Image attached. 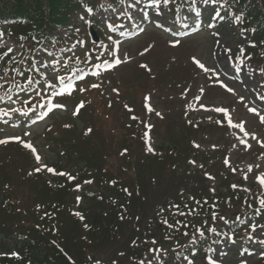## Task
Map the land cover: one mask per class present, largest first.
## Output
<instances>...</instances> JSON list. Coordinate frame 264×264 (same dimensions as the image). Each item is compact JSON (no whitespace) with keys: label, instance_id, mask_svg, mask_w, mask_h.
<instances>
[{"label":"rangeland","instance_id":"374dc122","mask_svg":"<svg viewBox=\"0 0 264 264\" xmlns=\"http://www.w3.org/2000/svg\"><path fill=\"white\" fill-rule=\"evenodd\" d=\"M155 5L158 6V3ZM155 5L150 0L146 1L143 4L137 23H139L141 16H143L144 23L148 14H150L148 19L152 21L156 17L160 18V14H163L164 17L161 20L166 21L165 24L171 23V26L174 27L177 17L169 14L166 10L165 13H161L158 9L149 11L151 8H155ZM214 8L216 7L204 2L198 14L209 18L215 13ZM145 12L147 15H145ZM102 17L105 18L106 16ZM110 17L112 18V16ZM216 17L218 18V15ZM115 19H118V13H116ZM189 19L190 17L186 16L183 22ZM160 36L148 33L138 43L133 45L130 48L133 60L124 67L125 69L123 68L124 70L117 75L116 79L117 82L120 81L121 83H123V79L128 81V86L130 84L142 86V94L151 93L146 102V104L152 107L148 121L143 123L141 127L135 128L134 132L137 131V133H140L142 129V133H144L146 129V137L149 142L153 143L152 147H155L158 151L162 149V151L157 152L158 154L155 155V158L159 160L167 159L168 163L167 168L169 172L163 170L164 173L158 167V161L156 159L151 158L148 166L143 165L141 174L143 179L141 184L144 190L140 195L141 205L139 207L150 209L154 205L164 202L165 199L173 198V193L179 189L182 188L184 191L186 189L185 186L189 187L187 190V193L189 192L188 194H191L190 191L193 187L199 189L198 184H200V181L196 176H193L191 182L188 184L180 183L177 179V176L186 167H190L191 170H201L204 168H201L202 158L199 153L193 149H189L192 136L200 143L201 150L211 152L216 147L222 149L230 147L231 149L228 152V157H225L224 151L220 150H217L218 152L213 157H209L206 161L207 163H205V165L208 164V169L203 174L206 180L205 183L208 184L213 198H221L220 200L225 207L222 210L207 213L201 219L199 218L197 224L195 223L192 226L189 224L192 220L189 217L192 216L187 215L188 222H182L176 228L170 229L168 224H173V221L166 219L168 224L163 225L165 224L164 222L162 224L159 223L158 226L160 225V229H153L156 232L165 229L163 234L155 239L153 245L165 250L161 251L162 253H169L172 252V249L182 247L187 242L189 236L192 235L195 228H202L205 230V233H210L207 229L212 227L219 229L222 227L218 223L222 222L220 217H225L226 219L228 218L227 215L249 207L250 204H242V209L240 204L233 203V201H236L235 194H237V191L248 194L250 188H253L255 203L258 205L260 200H262L260 196L264 194V184L260 183V179L264 177V157L253 161L251 160V156H247V154H249L248 151L252 148L261 146V143H264V122H261L260 116L248 110L249 108H256L261 115H264V99H261V97H264L262 94L264 85L262 84L263 76L258 71L257 63L250 60L251 58H247L244 52L251 42V35L246 30L233 29L229 25L221 26L220 29L214 30L211 26H208L198 38L184 41L181 44L171 43L169 37L166 35ZM1 42H3V38H0ZM6 45L8 46V43ZM130 45V43L127 45L122 43L121 52ZM9 48L15 54L20 51L19 45L10 44ZM109 48L113 49L114 47ZM86 49L89 51V47ZM227 49H231V52H227ZM50 51L52 57L59 55L55 48H51ZM90 51L86 54H91ZM107 52L110 53V50H107ZM114 53L120 56V50ZM122 56L124 66L128 59L126 60L125 52L122 53ZM229 56H231V60L228 59ZM193 57L203 63L207 68L215 69L216 73L219 74L218 80L211 72H205L201 68V71H199V67L194 63ZM52 61H48V64L44 63L48 67H44L40 63L38 67L41 70L48 68L50 72H53L51 68L54 67L56 69L57 67L52 64ZM3 70V67H0V76L2 77L4 76ZM54 75V73L51 74L52 77ZM74 76L76 77L77 74ZM219 81H223L224 84L233 88L234 93H225L217 88L220 84ZM112 83L115 84L114 82ZM107 94L110 95V92L107 91ZM139 102L141 101H138V105L140 106ZM106 105L104 114H108L112 119L110 122H102L103 117L96 120V125L101 123L102 130L101 133L95 134V139H89L91 143L86 142V137L82 133L84 128L89 126V124L85 123L84 127L80 125L81 128H75L73 126L67 128L62 114L59 115L61 119H57L58 121L56 120L57 122L53 125V127L56 125L55 130L62 129L63 137L58 142H63L62 144H75L78 147L76 148L73 145L65 154L64 152L59 153V150H51L53 152L52 154L49 146H47V144L51 143L43 137L44 130L55 121L57 115L50 121L35 128L36 131L34 132L36 133H32V135L31 133H24L25 138H33V141L38 144L37 149L41 152L39 163L41 165L43 163L56 165L54 158L57 157L56 161L58 162H67V158L70 157L72 161L67 163L66 167L68 168L65 169L70 173H74L78 170L80 163L86 168V165L83 163L84 158H86L85 154L83 155L84 152L87 155H91L94 160H98V155H109L112 162L110 165H115L118 162L116 158L119 156V139L115 129L117 126L124 127L119 122L123 106L129 111L130 115L135 114L134 102L126 94L121 98L120 102L113 100L112 107L109 104ZM139 106L136 107L140 114L142 109ZM218 107L228 109L233 123L243 124L244 131L249 133V135L245 136L244 132L239 128L229 127V129H226L225 127L217 128L213 126L214 122L219 121L220 123V121H223V117H220L222 113L212 110ZM187 108H192L194 112ZM94 110L96 113L97 110L95 108ZM71 119L75 120L74 118ZM184 121L190 125L196 121L198 122L197 124H201L205 129L199 132L192 131L184 125ZM77 125L79 124L77 123ZM147 131L149 132L148 134ZM253 135H255L256 139L252 138ZM241 139L247 141L251 147H245L243 143L239 142ZM122 141L125 142L126 139ZM175 142H178L177 148H180L181 151L178 157L175 154L171 155V153H167L168 147L173 146ZM18 143L23 144L21 142ZM194 147L197 148V145H194ZM19 148V146L14 145L8 148H0V199L8 200L13 207L11 208L10 205L0 201V221H6L4 214L5 210H7L8 213H12L8 216L9 220L17 221V224H20V226L24 225L27 228H32L36 223L34 215L37 216L38 213L37 208L33 205V196L29 188L31 185L29 183L26 184L24 179L26 169L23 165H20V160L13 161V157L20 156L22 159L24 158ZM189 157L191 158L190 161L188 160ZM135 161L134 159L132 160V167L135 165ZM193 161L195 163H192ZM259 165L261 168H258ZM56 166L57 168L59 167L58 165ZM174 170H177V176ZM201 171L203 173V170ZM81 180L82 178L80 180L77 179L76 184H84V181ZM233 181L236 185L235 188L231 187ZM136 183L138 184V182ZM191 183L197 185L191 186ZM257 186H259L260 190L256 195L258 190L256 188ZM6 189H9L10 196L13 197L12 199L8 198ZM22 191L25 193L23 194ZM244 194H241V196ZM180 196L183 197L184 194L181 193ZM229 199H231V202H229ZM191 201L189 196L183 198L184 203ZM231 203L233 204V208L228 206ZM83 205H86L85 199L83 200ZM180 211L183 210L180 209ZM213 214L216 216L215 219L212 218ZM177 216L183 217L179 214L175 215V217ZM185 216L182 218L183 220H185ZM148 217L151 219L155 216L149 212ZM128 221L129 218H127ZM184 223L188 224L187 228L183 227ZM13 224L12 222H7V227L10 228ZM0 227H2L1 224ZM4 230L0 228V231ZM179 232H188L189 235L187 238H184ZM254 233H256L258 239L264 240V229L256 228ZM130 239H133V237ZM125 249L126 247L123 246V249L120 248V251ZM258 251L259 246L257 244L252 246L249 253L243 251L238 243H234L233 246H227V244L218 245L215 246L217 257L212 259L216 261V264H264V258H262L263 256H258ZM94 256L96 264H126L120 252L114 254L111 240L102 243L95 249ZM171 258L172 255L168 256L169 260ZM154 259L158 260L157 257ZM193 262L194 264H209L208 259H205L203 255L198 256L195 260L193 259Z\"/></svg>","mask_w":264,"mask_h":264},{"label":"trees","instance_id":"16d2710c","mask_svg":"<svg viewBox=\"0 0 264 264\" xmlns=\"http://www.w3.org/2000/svg\"><path fill=\"white\" fill-rule=\"evenodd\" d=\"M32 5H36L37 12L40 13L39 18H35L36 23L40 26V28H44L46 25H49L52 22V14L53 12L56 13L57 9L64 6L65 4H68V0H31ZM253 4L255 5V11L258 12V15L256 16V19H259L260 17L264 18V0H251ZM6 3L8 4L9 1L6 0ZM12 4V3H9ZM29 6V4H28ZM64 10L59 11L57 14H63ZM259 30H261L262 33H264V23H261L259 25ZM126 158V157H125ZM123 158L121 160L125 161L126 159ZM140 161V160H139ZM144 161V160H143ZM149 162V160H148ZM105 167V165H103ZM122 169L119 174H116L114 172L107 171V175L109 178L111 177L114 181L117 180L120 186L119 188H112L108 183L105 181H102V175H100L97 178L98 181V188H99V197H102L104 200V205L101 209V200L98 198H95L94 201L98 204V207L100 208V211L95 214H88L86 213L87 220L89 227L91 228L90 234L96 242L100 238H102L107 231H109L111 228H117L118 227V214L125 213V211H128L130 209L129 219L131 220V224L135 225L137 223V217L140 213L139 207V198L135 194V192L130 193L128 195L124 191V187H129L132 185H136V171L134 168L129 167L125 162L121 166ZM140 168V167H139ZM123 169L127 171H123ZM140 172V169H139ZM135 174V175H134ZM107 176V177H108ZM121 180V181H120ZM46 183V182H45ZM55 187L47 186L46 184L44 190L47 191L46 197H41L45 202V208H47V211L52 212L51 214L52 218H50V222L48 225H55L58 228V231L62 232L63 240L68 245H71L73 243L77 236L76 231L80 230V223L77 220H73V218L70 215V212L67 211L69 207V201H66V198L68 197L69 193L67 191V182H59L56 180ZM43 190V191H44ZM50 202L47 198H50ZM87 212V210H85ZM141 228L137 232V236L143 235L140 233ZM136 233V229L132 226L131 230H129V234ZM44 231H37V238L33 239L31 248L34 247V244H36L39 240L44 237ZM25 246V245H23ZM29 247V246H28ZM27 248V247H26ZM24 248V250H26ZM60 250L58 248H55V252L53 250L50 251L51 257L49 254L45 253V251L41 248H35L32 252L27 251V256L31 258V261L28 263L31 264H54L59 263L62 264L63 262H66L64 259V256L59 252ZM27 259V258H26ZM27 261V260H25Z\"/></svg>","mask_w":264,"mask_h":264},{"label":"snow or ice","instance_id":"6c2138e0","mask_svg":"<svg viewBox=\"0 0 264 264\" xmlns=\"http://www.w3.org/2000/svg\"><path fill=\"white\" fill-rule=\"evenodd\" d=\"M151 2H152L153 4H156V3L158 2V0H151ZM163 2H164L165 4H167V3L169 2V0H163ZM205 2H206V3H208V2L215 3L216 0H205ZM88 11H91V9H88ZM145 15H147L146 12H145ZM217 15H219V13H217ZM113 30H114V29H113ZM2 36H3V33H0V38H2ZM109 39H111V37H109ZM174 43H175V44H178L179 41H176V42H174ZM110 50H111V49H110ZM11 51H12V49L9 48V49H8V52H11ZM226 51H227V52H231V49H227ZM8 52H5L4 55L7 56V55H8ZM49 55L51 56L52 53H49ZM228 59L231 60V56H229ZM193 61H194V63L197 64V66H198L199 68L203 69L205 72H211V73H213V76L218 80V76H219V74L216 73L215 69H209V68H207L203 63H201V62H200L199 60H197L195 57H193ZM113 63H114V65H119V64L121 63V60L119 59L118 55H116L115 53H114V60H113ZM241 63H242V61H241ZM40 64H41L42 66H44V67H48V66L44 65V61H43V60L40 61ZM52 64H54V65H59V64H61V61H60V60H53V61H52ZM144 67H146V66H144ZM51 70H52L53 72H56V69H55L54 67L51 68ZM13 71H14V72H18V69H13ZM29 71H32V72L39 73V74L43 75V72L41 71V68L36 67L35 65H33L32 67H30V68H29ZM261 71L264 72V69H262ZM19 74L22 75L23 73H19ZM96 75H99V73H96ZM78 78L81 79V80L84 79V77H83L82 75H80ZM0 79H3V77L0 76ZM26 79H28V78L26 77ZM56 79L58 80L59 84L62 85V88L60 89L59 92H57V91H56V88H55V84L50 85V87H51L52 90H53V91H52V94H54V95H63V94H66V93H70L71 91L74 90V85H73V83H72V77H71V76H69V77L67 78V80H66V79H65V76H63V75H57V76H56ZM33 82H35V81H34V78L29 79V84H32ZM45 83H47V81H45ZM219 83H220V86L223 87V88H225L228 92H230V93H234V89L231 88V87H229L227 84H224L223 81H219ZM99 86H100V85H98V84H93V85H91L92 88H97V87H99ZM80 90H81V91H86L87 89H83V88H82V89H80ZM41 91H43V88H41L39 91H36V96H39ZM114 91H115V90H114ZM201 91H203V90H201ZM261 99H264V97H261ZM241 100H243V98H241ZM41 106H42V107H47V105H41ZM53 106H54V107H60V108H63V107H64L63 105H53ZM82 106H83V102H81V104H80L78 107H82ZM212 110L215 111V112H218V113H222L225 117H227V122H228V124H229L230 126H232V127H234V128H239L241 131L244 132V135H245V136L249 135V133H247L246 131H244V125H243V124H241V123H233L232 118H231V116H230V114H229V110H228V109H226V108H222V107H218V108H215V109H212ZM248 110H249L250 112H253V113H255L256 115L260 116L261 122H264V115H261L260 112H259L256 108H249ZM16 111H19V109H17ZM5 114H7V113H5ZM25 114H26V113H25ZM252 138H253V139H256L255 135H253ZM6 142H7L6 140H0V144H2V143H6ZM239 142H240V143H243V144L245 145V147H247V148H250V147H251V145L248 144L247 141H245V140H243V139H241ZM261 146L264 147V143H261ZM26 147L31 148L32 145L28 144V145H26ZM197 147H198V145H197ZM149 150L151 151V149H149ZM36 159L39 161L40 157L37 156ZM192 163H195V162L193 161ZM39 170H40V169H36V171H39ZM48 171H53V170H52V169H48ZM61 174H63V173H61ZM69 178H70V179H73L72 177H69ZM260 183H261V184H264V177H261V179H260ZM233 187L235 188L236 185H233ZM197 203H199V202H197ZM260 204H261V206H264V199L260 200ZM170 207L176 209V212H174L173 215L179 214V215H181V216H184V215H192V214H193L191 211L188 212V213H185V212H183V211H180V206H179V205H170ZM161 211H164V209H161ZM258 211H259V210H258ZM212 218H213V219L216 218L215 214H213V217H212ZM220 219H221V220H225V223L228 222V221L225 219V217H220ZM163 222H164L165 224H168V221H167V220H164ZM181 223H182L181 221H176V224H175V225H173V224H168V227H169L170 229H172V228H176L177 226L181 225ZM206 223H207V222H206ZM183 227L187 228V227H188V224H187V223H184V224H183ZM207 231H210V232H212V233H216L217 230H216L215 227H212V228L207 229ZM197 233L199 234V237L202 238V237H204V235H205V230L202 229V228H195V229H194V231H193V233H192V237H191V243H192V244H195V243L197 242V235H196ZM183 235L188 236L189 233H188V232H184ZM152 243H155V241H153ZM260 243H264V240H261ZM161 251H165V250H163V249H149V252H151V253H157V254H158V253L161 252ZM209 251H212V249H209ZM179 255H180V254L177 253V258H179ZM184 259H185V260H188V264H194V262H193L192 260H190L187 256H185ZM207 259H208V261H209V264H216V261L213 260L212 257L209 256V257H207ZM140 264H145V262H144V261H140ZM148 264H152V262H151V261H148ZM157 264H160V261H159V260H157Z\"/></svg>","mask_w":264,"mask_h":264}]
</instances>
